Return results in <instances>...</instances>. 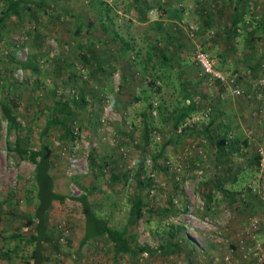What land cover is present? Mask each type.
Instances as JSON below:
<instances>
[{"label":"rangeland","instance_id":"rangeland-1","mask_svg":"<svg viewBox=\"0 0 264 264\" xmlns=\"http://www.w3.org/2000/svg\"><path fill=\"white\" fill-rule=\"evenodd\" d=\"M45 3L44 14L23 10L0 26V100L12 99L22 114V130L7 134L0 113V231L7 236H0V264L29 262L30 245L19 236H26L24 220L35 205L27 196L33 164L8 150L6 141L12 143L19 135L22 145L38 148L52 92L69 99L81 93L85 104L71 120L77 138L59 140L55 131L43 137L50 150L53 189L66 195L62 202H51L47 227L53 239L67 229L66 241L57 240V250L53 243H43V264H113L105 242L78 246L83 217L70 196L81 189L70 181L72 175L81 184L101 188L102 211L111 225L125 222L131 195L140 193L145 206L133 227L137 243L154 248L169 240L175 247L165 255L142 253L135 263L123 255L116 264H264V87L258 88L259 97L254 94L258 81L264 80V30L257 28L264 0ZM5 4L0 0V11ZM99 12L108 13L106 32L99 27ZM238 15L233 32L232 19ZM112 29L140 50V56L148 42L163 48L170 64L167 68L160 56L155 62L164 73L165 83L155 82L161 89L147 85L148 76L128 66L129 51L115 61L120 41H114ZM87 49L103 71L96 72ZM195 49L212 57L225 75L235 74L243 93L233 95L229 87L208 84L193 62ZM181 86L193 93L197 112L176 130L177 140L168 142L173 133L165 116L180 98ZM144 88L152 92L155 104H168L167 109L161 105L145 113L146 102L133 101ZM212 122H221V131L237 147L232 154L215 159L218 130ZM99 165L104 166L101 175ZM252 219L256 226L248 230ZM255 244L260 253H253ZM10 256L14 258L8 262Z\"/></svg>","mask_w":264,"mask_h":264},{"label":"trees","instance_id":"trees-1","mask_svg":"<svg viewBox=\"0 0 264 264\" xmlns=\"http://www.w3.org/2000/svg\"><path fill=\"white\" fill-rule=\"evenodd\" d=\"M46 5L47 4L45 3V0H6V4L0 11V26H2L4 20L7 17H18L23 10H31L32 12V9H35L44 14L47 12ZM106 11H108V9H106ZM107 17V12L104 13V16L101 14V12L98 14L97 20L102 32H106L107 30L105 26V20ZM238 21L239 15L234 16L232 19V24H234L232 28L233 32ZM257 26L258 29L264 30V17L260 19ZM112 33L114 41H120V44L116 46V52H114V59L116 58L115 61H118L117 58L123 57L122 51H129L131 57L127 60L128 66H130V68H134V70L138 73L147 75L149 78L147 85H155L156 80H158V82L160 81V83H165L164 79L162 78L164 74L162 72V68L160 67V64L157 65L155 63L160 56L162 57V62H166L165 65L168 68L170 63L167 61V59L169 58L165 56L163 48H158L156 45H154V43L148 42L144 47L142 56H140V50H134L129 45V43L125 41L120 35H118V33L113 29ZM100 42L105 43L107 41L102 39ZM87 50V58H90V61H94L96 72L97 70L103 71L102 66L94 60L93 57L95 55L90 53V49ZM99 50L101 53V47H99ZM82 57L84 58L85 56L83 55ZM103 63L104 62H101V64ZM31 66L32 69H35L36 67L33 64H31ZM107 67L109 66L107 65ZM164 68L166 69V67ZM121 77L124 79L123 75H121ZM155 87V90L161 89L160 85H155ZM141 90L142 96L134 97L133 101H145V113L150 114L153 109L158 111L161 105L167 109L168 104L163 105V102L160 104L159 101H157L158 103L156 104L153 102L152 92L150 93L148 89L144 88ZM192 94L193 93L191 91L186 90L181 86L180 98L176 100L175 103H172V105L170 104V110L166 114L165 118L169 120L170 130L174 135L170 134L168 136V142H175L177 140L174 137L177 136L175 135L176 130L186 121V119H188L193 113L197 112L196 99ZM51 100L52 103L51 106H49V112L45 118L41 130L38 132L39 145L37 149H30L22 145V140L20 139L19 135H16L15 140L12 143L6 141V148L8 150H12L19 159L27 160L33 164V172L31 177L32 184L31 188L29 187L27 189V196L30 198V200L35 201V205L31 215H29L24 220L25 226L29 228L26 236H19V241H23L24 244L30 245V251L25 258L27 261H29L27 264H43V243L45 241L53 243L52 247H54V250L58 249V236L53 239V237L50 236L51 231H49L47 227V211L52 201L56 200L62 202L66 198V195L56 193L53 189L54 178L50 173L51 165L49 162L50 150L48 148V143L43 140V137L49 135L50 132L55 131L57 133L56 138L59 140L73 141L75 138H77V133L73 131L71 127V120L76 113V108L82 104H85L84 95L81 93H77L74 97L69 99L67 97L63 98L61 95L54 96L52 92ZM17 108V103L12 101V99H8L6 97L4 100H0V113L5 121L7 134H9L12 130L16 131L17 133L22 130V125L18 119L22 116V114L17 112ZM212 126L218 130L215 134L214 140L212 139L213 142H215L216 147L215 159L227 156V154H232V152L235 151L237 147L233 149V141L230 139L228 140L227 136L224 134V130L221 131V122H212ZM204 130L207 131V129ZM159 154L160 153L157 155L159 156ZM257 158L258 155L254 154L252 156L253 161H251L256 163ZM88 159L90 163L96 165L91 155H89ZM96 167L98 174H103L102 168L104 166L99 165ZM111 176L116 178L115 175ZM228 177V175L225 176V178ZM78 178L79 176L77 175H72L70 177V181L81 189V192L77 194V196H70V198L76 200L79 203L83 217L82 236L79 240L78 246H82L86 243H95L97 241L105 242L107 245V250L109 253L111 252L110 256L113 264H116L123 255L128 256V259L135 263L139 255L142 253L146 254L147 256H151L157 253L161 255L170 254L174 251L175 247L169 240L168 242L159 244L154 248H148L145 245H139L137 243V238L133 227L137 220L143 216V207L145 206L140 193L135 192L131 195L125 222L119 226L111 225L109 216L105 215V213L102 211V199L104 195L101 196V188L95 187L93 184H81V181H79ZM225 178L223 177L221 180H224ZM138 185L141 186L143 184L138 183ZM145 185L147 188L150 186L149 183H145L143 187ZM176 187V183H173V188L176 189ZM94 191H100V194L98 196H93ZM206 196L208 200H210L209 194H206ZM168 200L170 204H173L171 199ZM208 204L209 201L207 202L205 200V205ZM0 236L2 239L7 237L5 235ZM4 254L7 255V251H5Z\"/></svg>","mask_w":264,"mask_h":264},{"label":"built area","instance_id":"built-area-1","mask_svg":"<svg viewBox=\"0 0 264 264\" xmlns=\"http://www.w3.org/2000/svg\"><path fill=\"white\" fill-rule=\"evenodd\" d=\"M193 62L199 68L201 76L205 78V81L208 84L217 82L219 86H221L220 88L224 87V89H227L226 87H229L230 93L233 95H239L243 93V90L235 82V80L237 79L235 74L225 75L221 70H219L216 67L214 59L210 57L206 52L202 51L201 49H195L193 53ZM263 87H264V80L260 79L257 85L255 86V90H254V94L257 97H259V94H261L260 92L257 91L258 88H263ZM249 94L251 93L246 94V96L250 97ZM260 164H262L261 160H260ZM256 223H257V220L252 219L249 223L250 227L248 230L253 229L256 226L255 225ZM66 234H67V229L63 228L58 240L60 242L65 241ZM253 251H254L253 252L254 254L255 252L260 253V248L258 244H255V246L253 247ZM224 260H226V258H224Z\"/></svg>","mask_w":264,"mask_h":264},{"label":"crops","instance_id":"crops-1","mask_svg":"<svg viewBox=\"0 0 264 264\" xmlns=\"http://www.w3.org/2000/svg\"><path fill=\"white\" fill-rule=\"evenodd\" d=\"M131 1H135V0H131ZM179 17H180V16H179ZM47 213H48V211H47ZM0 233H1V235H3L2 231H0ZM80 238H81V237H80ZM262 240H263V245H262V243H260V244H261L262 247L264 248V238H262L261 241H262ZM1 247H2V246H1ZM2 250H4V251H2V252H5L6 249L4 248V249H2ZM11 256H12V254H11ZM11 256H10V261H8V262H11L12 258H14V257H11ZM6 258H7V257H6ZM3 259H4V258H1V259H0L1 261H0V262H2ZM8 260H9V258H8Z\"/></svg>","mask_w":264,"mask_h":264}]
</instances>
